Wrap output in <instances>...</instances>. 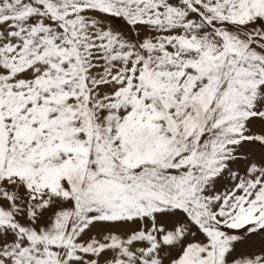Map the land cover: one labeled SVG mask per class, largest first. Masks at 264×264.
<instances>
[{
	"label": "snow or ice",
	"instance_id": "snow-or-ice-1",
	"mask_svg": "<svg viewBox=\"0 0 264 264\" xmlns=\"http://www.w3.org/2000/svg\"><path fill=\"white\" fill-rule=\"evenodd\" d=\"M0 264H264V0H0Z\"/></svg>",
	"mask_w": 264,
	"mask_h": 264
}]
</instances>
